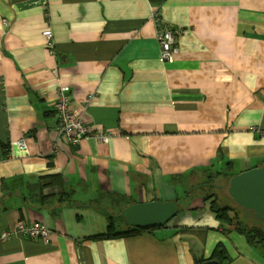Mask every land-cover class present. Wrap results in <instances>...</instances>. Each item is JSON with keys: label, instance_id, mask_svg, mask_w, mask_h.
<instances>
[{"label": "crops", "instance_id": "0c3cea01", "mask_svg": "<svg viewBox=\"0 0 264 264\" xmlns=\"http://www.w3.org/2000/svg\"><path fill=\"white\" fill-rule=\"evenodd\" d=\"M155 9L175 33L170 64L161 61ZM63 86L93 131L78 143L59 131ZM21 138L26 152L10 147ZM263 163L264 0H0V264H194L219 244L228 264H264L263 250L206 209L133 236L89 238L106 232L103 210L126 208L103 209L97 194L180 198L194 210L205 203L188 204L187 188L198 190L209 168L223 173L214 179L224 188L227 173ZM45 175L63 176L67 205L39 210L27 200L26 178ZM36 221L52 231L49 243L2 239Z\"/></svg>", "mask_w": 264, "mask_h": 264}, {"label": "trees", "instance_id": "16d2710c", "mask_svg": "<svg viewBox=\"0 0 264 264\" xmlns=\"http://www.w3.org/2000/svg\"><path fill=\"white\" fill-rule=\"evenodd\" d=\"M4 147L6 148L7 145H4ZM9 154H10L9 149L8 151H4L2 160H6ZM49 166L52 167L53 163ZM203 170L206 171L205 169ZM227 172H230V171L227 170ZM221 174L223 173L222 172L218 173V175H221ZM230 176L232 177V175L227 173V178L229 177V179H231ZM182 177H185V175H176V176H173V179L178 182L182 180ZM24 179L25 177H17L13 179L12 182L14 183H18V181L23 182ZM26 179L27 181L24 182L28 190V195L26 198L30 203L38 204L39 210L44 209L45 207H49L53 209L55 206L57 208H62L64 205H67L69 203V200L72 194L65 190L66 182L63 176L45 175V176H33V177L26 178ZM1 183H2L1 190L3 191V189L5 188V191H6V185H7L6 181L2 180ZM51 188L52 189L59 188L61 189V193L58 195H52V196L46 195L45 190L51 189ZM216 188L217 187L215 186L214 182L209 181V180L207 181V183L200 184V188L193 192H189L190 187L189 189L187 188L186 197L187 198L190 197L187 200V203L190 204L191 201H193L197 197L201 198L205 203L204 209L210 211L214 215L215 219L220 221L221 224L225 228H230L231 224L234 223L238 227V231L247 238V240L252 246H255L256 248L264 251V230L262 228L255 227L253 225H247L241 220H239V215H240L239 212L234 214L235 211L233 210L231 205L220 207L218 205L219 195L216 193ZM109 197L111 198L112 202L118 206L125 204V207H127L135 203L131 199H126V197L119 195V194H112ZM156 200L160 201V199H156ZM179 200L180 198L179 199L177 198V201ZM123 210H124L123 207L117 213H110L109 211L104 210V216L107 221L106 232L99 234V235L91 236L89 238L96 239V240H109V239L133 236V235L144 232V231L135 229L133 227H128V226L126 230H124L123 232L122 231L117 232V227H118L117 221L118 220L124 221V220L121 218H116L115 216L119 215ZM197 210H200V209H197ZM50 211H51L52 216H55L57 214V212H55L54 210H50ZM184 211H185L184 209H181V212H184ZM232 214L238 217L236 220L237 221L236 223L234 222L236 217L232 218ZM157 229H160V228H157ZM150 231H153V230H150ZM226 259H227V256L223 248V245L219 244L217 245V247H215L209 259H204L202 257H196L194 264H203L205 261H209V260H217L221 264H228L229 262H226Z\"/></svg>", "mask_w": 264, "mask_h": 264}, {"label": "built area", "instance_id": "2783aa9c", "mask_svg": "<svg viewBox=\"0 0 264 264\" xmlns=\"http://www.w3.org/2000/svg\"><path fill=\"white\" fill-rule=\"evenodd\" d=\"M153 19L157 25V40L161 49V61L165 64L173 63V59L179 51L175 42V33L171 30V27L168 28L163 26L160 9H155ZM42 35L47 48L51 51L54 50L55 42L53 31L50 28H47L43 31ZM72 94V90L69 86L61 87L58 91V99L54 105V111L58 118L60 133L68 140L78 143L89 137L93 131L92 128L85 122L84 116L72 108ZM90 98L88 99V103H90ZM10 147L26 152L27 141L24 138H21L15 142L13 141L10 144ZM17 235H21L22 237L31 240H41L44 243H49L52 238V231L45 223L40 221H36L31 224L18 222L13 228L3 233L2 239L6 241Z\"/></svg>", "mask_w": 264, "mask_h": 264}, {"label": "water", "instance_id": "95a60500", "mask_svg": "<svg viewBox=\"0 0 264 264\" xmlns=\"http://www.w3.org/2000/svg\"><path fill=\"white\" fill-rule=\"evenodd\" d=\"M226 190L238 207L255 212L256 217L264 221V163L260 167L232 176ZM179 213L180 209L175 201H151L129 205L115 217L123 219L128 227L150 231L167 226ZM203 264L221 263L209 260Z\"/></svg>", "mask_w": 264, "mask_h": 264}, {"label": "rangeland", "instance_id": "374dc122", "mask_svg": "<svg viewBox=\"0 0 264 264\" xmlns=\"http://www.w3.org/2000/svg\"><path fill=\"white\" fill-rule=\"evenodd\" d=\"M175 60V58L173 59V61ZM204 177L206 178L205 180H201L200 183L201 184H204V183H207V181H213L215 186L217 187L216 188V193L219 195V201H218V205L221 207V206H226V205H231V207L233 208V210L235 211L234 214L238 213L239 212V220H241L242 222H244L245 224L247 225H253L255 227H259V228H262L264 230V221L261 220L260 218L256 217L255 214H253L252 212L248 211V210H244L240 207H238L235 202L229 197V195L225 192H223V187H222V179L221 178H218L215 179L216 177H219L218 175V171H216V169H211L209 168L208 169V174L204 175ZM200 180V179H199ZM191 188V187H190ZM218 189V190H217ZM192 190L189 189V192ZM199 198V197H197ZM98 201V205L101 207V208H108V209H112V210H115L116 209V206L115 204L111 201V199L107 198V194L105 196V193L102 194V196H98V194L96 195L95 199L92 200L93 204H95V202ZM179 206V209H180V213H179V216H182L183 214H185L187 212V214H191L192 212L193 213H199L200 211H198L197 209H194V210H191L188 208V205H187V209L184 208L183 205H180L178 204ZM181 209H184L185 211L184 212H181ZM198 209H204V208H198ZM238 209V211H237ZM197 210V211H196ZM104 211V210H103ZM189 211V212H188ZM207 211V210H206ZM103 216H104V213H103ZM117 216V215H116ZM178 216V217H179ZM105 217V216H104ZM177 217V218H178ZM237 221H235L236 223ZM117 232H121V231H124L126 230L127 228V225L125 223V221H121V220H118L117 221ZM103 226V224H102ZM104 226L107 227V224L106 222H104ZM100 226H96L95 228L96 229H99Z\"/></svg>", "mask_w": 264, "mask_h": 264}, {"label": "flooded vegetation", "instance_id": "af4514ba", "mask_svg": "<svg viewBox=\"0 0 264 264\" xmlns=\"http://www.w3.org/2000/svg\"><path fill=\"white\" fill-rule=\"evenodd\" d=\"M227 187H228V185H226V187L223 188V190L225 191V193H227V190H226ZM177 204H179L178 201H177ZM250 212H252L253 214H255V212H253V211H250Z\"/></svg>", "mask_w": 264, "mask_h": 264}, {"label": "clouds", "instance_id": "9594fccd", "mask_svg": "<svg viewBox=\"0 0 264 264\" xmlns=\"http://www.w3.org/2000/svg\"><path fill=\"white\" fill-rule=\"evenodd\" d=\"M136 204V203H135Z\"/></svg>", "mask_w": 264, "mask_h": 264}]
</instances>
